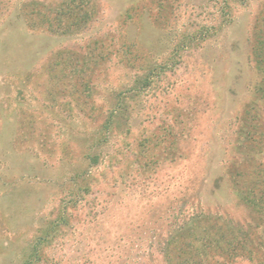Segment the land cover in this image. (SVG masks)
Masks as SVG:
<instances>
[{
	"label": "rangeland",
	"instance_id": "rangeland-1",
	"mask_svg": "<svg viewBox=\"0 0 264 264\" xmlns=\"http://www.w3.org/2000/svg\"><path fill=\"white\" fill-rule=\"evenodd\" d=\"M263 15L264 0H0V264H24L64 206L39 264H165L192 203L264 238L231 178L264 171V145L241 139Z\"/></svg>",
	"mask_w": 264,
	"mask_h": 264
},
{
	"label": "trees",
	"instance_id": "trees-1",
	"mask_svg": "<svg viewBox=\"0 0 264 264\" xmlns=\"http://www.w3.org/2000/svg\"><path fill=\"white\" fill-rule=\"evenodd\" d=\"M252 54L255 67L262 74V78L255 84L253 90L255 99L249 103L243 114L241 139L249 145L248 147L255 149L264 145V15L255 25ZM151 83L147 76L144 87L150 86ZM118 100L120 101V98ZM119 101L115 107H119ZM120 108H122L124 123L127 125L128 108ZM114 117H116V108L109 113L103 125L104 130L100 133L101 140L108 139ZM95 145V142L92 143L87 153L88 166L101 163L100 154L91 153ZM244 175L245 172L238 169L231 174L236 192L241 201L264 213V171L259 167L254 168L248 180L244 179ZM77 177L79 174L75 173L73 179L76 184L78 183ZM223 177L225 175L219 176L220 179ZM77 190L75 194L77 198H82L84 193H89L86 185L84 188L79 187L78 189L77 187ZM190 200L191 198H188L186 201ZM192 204L186 209L187 213L183 215L185 217L182 221L170 227L167 236L158 248L165 264H238L245 259L261 261L264 258V253L261 252L259 255L260 251L264 250L263 234H252L234 225L222 215L194 205L195 203ZM73 205H77V201ZM58 218L57 223L50 221L53 224L46 226L44 233L36 238L33 250L24 264H39L42 261L41 244L47 242V237L52 234L51 232L57 231L59 226L68 223L66 206L61 210ZM248 227L253 228L249 225ZM257 227L256 224L254 228Z\"/></svg>",
	"mask_w": 264,
	"mask_h": 264
}]
</instances>
